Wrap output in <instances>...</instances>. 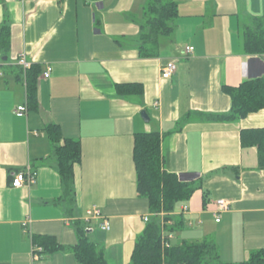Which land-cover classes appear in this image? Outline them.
I'll use <instances>...</instances> for the list:
<instances>
[{"label": "crops", "instance_id": "obj_1", "mask_svg": "<svg viewBox=\"0 0 264 264\" xmlns=\"http://www.w3.org/2000/svg\"><path fill=\"white\" fill-rule=\"evenodd\" d=\"M172 1V34L155 38V56L140 57L147 0H0V27L10 33L8 50H0V264H79L72 250L78 228L107 264H128L155 217L136 193L133 147L140 133H158L163 171L195 188L168 214L172 245L209 239L225 264L264 249V170L256 148H242L239 135L264 129V109L232 122L208 119L231 108L223 88L264 76V54L247 55L241 45L246 28L257 32L256 19L264 30V0ZM21 54L38 70L35 108L27 104ZM169 61L176 71L166 81L161 69ZM126 84L141 85L142 95L119 96L116 85ZM21 105L27 113L17 117ZM48 125L80 145L70 201ZM26 168L35 183L11 187ZM218 199L230 207L216 223ZM90 207L101 211L109 231L99 220H84ZM44 238L61 248L33 260V240Z\"/></svg>", "mask_w": 264, "mask_h": 264}, {"label": "trees", "instance_id": "obj_2", "mask_svg": "<svg viewBox=\"0 0 264 264\" xmlns=\"http://www.w3.org/2000/svg\"><path fill=\"white\" fill-rule=\"evenodd\" d=\"M177 16L176 4L172 0H147L143 17L142 34L138 38L140 57H152L156 48V37L170 36L173 32L171 22ZM262 19L254 21L257 32L246 28L241 45L247 55L264 54V30H261ZM261 30V31H260ZM9 28L0 27V50L7 51L9 43ZM153 42V43H152ZM148 44H153L148 47ZM38 70L30 67L25 73L27 104L29 108L37 105L36 78ZM119 96L142 95L143 89L139 84L116 85ZM231 100L228 113L209 116V120L232 122L244 119L249 114L264 109V76L243 81L236 88H223ZM49 142L53 146L58 172L63 186V198L71 200L73 194V167L80 161V145L74 139H64L59 127L48 125L45 129ZM242 148H256L258 168L264 170V129L242 130L240 132ZM160 135L158 133H140L134 136L133 160L136 173V189L139 197L144 198L150 213L164 212L166 215L174 211L176 204L187 202L195 188L191 183L181 182L174 174L162 169L160 155ZM172 218L162 219L153 217L148 222L144 232L137 238L128 264H225L220 261L217 248L209 239L200 242L170 243L162 248V239L166 238L174 227L168 225ZM163 223V224H162ZM174 225V224H173ZM78 241L72 248L74 257L79 264H107L103 254L89 242L80 228L77 230ZM35 245L49 254L61 247L52 238L33 240ZM236 264H264V249L249 254L246 261Z\"/></svg>", "mask_w": 264, "mask_h": 264}, {"label": "built area", "instance_id": "obj_3", "mask_svg": "<svg viewBox=\"0 0 264 264\" xmlns=\"http://www.w3.org/2000/svg\"><path fill=\"white\" fill-rule=\"evenodd\" d=\"M184 52L186 54L193 53V48L192 47H186ZM264 57V56H263ZM17 65L23 70L27 71L30 68L29 63H27L25 56L21 54L19 58L17 59ZM50 68H47L45 73L43 74V78L47 79L50 76ZM176 71V66L175 63L172 61L167 62L161 69V78L166 80L170 79L173 77ZM157 103H155V106ZM27 113V108L25 105L18 106L15 110V115L17 117H23ZM35 177L36 174L35 172L31 171L30 168L24 169V171H19L14 174V177L11 181V187L15 189H19L22 187H31L35 183ZM230 207V203L228 200L224 199H218L213 203V217H215V222L218 223L220 221V214L223 212H226ZM183 211L187 210V207L184 206L182 207ZM157 217V214H154ZM99 220V228L102 231H109L110 229V224L107 221L105 217L102 216L101 211L96 208V207H90L89 210L85 212L84 220L86 222H90L91 220ZM145 222L149 221L148 217L143 218ZM163 224V223H162ZM170 235L167 236L166 238L163 237L162 239V248H167L168 247V241H169ZM43 250L41 247H37L36 245L32 247L31 249V255L33 260H36L39 258V256L42 254Z\"/></svg>", "mask_w": 264, "mask_h": 264}, {"label": "rangeland", "instance_id": "obj_4", "mask_svg": "<svg viewBox=\"0 0 264 264\" xmlns=\"http://www.w3.org/2000/svg\"><path fill=\"white\" fill-rule=\"evenodd\" d=\"M177 205H178V204H177ZM155 214H157V218H158V219H162V218H164L165 216H169V215H166V213H164V212L155 213ZM155 217H156V216H155ZM180 233H181V232H178V233H177V235H176V236H177V239L180 238ZM175 242H177V241H175ZM175 242H174V243H175Z\"/></svg>", "mask_w": 264, "mask_h": 264}, {"label": "water", "instance_id": "obj_5", "mask_svg": "<svg viewBox=\"0 0 264 264\" xmlns=\"http://www.w3.org/2000/svg\"><path fill=\"white\" fill-rule=\"evenodd\" d=\"M141 117L143 118L144 121H148V117L145 112H141Z\"/></svg>", "mask_w": 264, "mask_h": 264}]
</instances>
